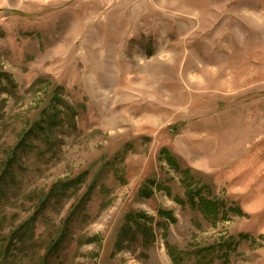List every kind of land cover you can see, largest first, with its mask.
<instances>
[{
	"label": "rangeland",
	"instance_id": "374dc122",
	"mask_svg": "<svg viewBox=\"0 0 264 264\" xmlns=\"http://www.w3.org/2000/svg\"><path fill=\"white\" fill-rule=\"evenodd\" d=\"M25 136L0 235L77 182L6 264H264V0H0V170Z\"/></svg>",
	"mask_w": 264,
	"mask_h": 264
},
{
	"label": "trees",
	"instance_id": "16d2710c",
	"mask_svg": "<svg viewBox=\"0 0 264 264\" xmlns=\"http://www.w3.org/2000/svg\"><path fill=\"white\" fill-rule=\"evenodd\" d=\"M32 129L34 130L35 128ZM24 142L27 143L26 136L22 138L12 148L8 156L1 164L2 169L0 170V201H2L4 197L6 199V197L8 196L7 187L10 186V182L14 181L13 179H15L14 167L17 163V154L23 152L24 148H21V146L24 144ZM75 182H77V178L68 181H63L61 182V184H55L46 194L43 195V193H40V195L36 196L39 200L35 212L29 215L16 228L10 230L8 234L0 235V254L2 256L0 264H6V260L13 256V252L15 249H24L26 246H33L37 250L39 256L43 241L35 240V229L36 223L38 221V215L53 198H58L59 196L60 199L61 194H65L66 191L70 189L73 186V183ZM64 196L62 195V197ZM198 204L203 206L205 209H208V205H210L209 202L203 198H200ZM62 232L63 231H61L57 236H55L51 240V243L48 245L49 249H47L45 254H43L39 258L38 264H49V255H51L52 253L57 254L58 252H60L62 247V241L64 239V234Z\"/></svg>",
	"mask_w": 264,
	"mask_h": 264
}]
</instances>
